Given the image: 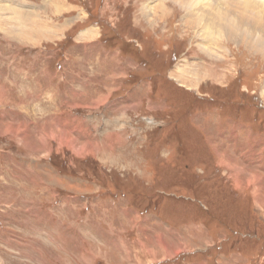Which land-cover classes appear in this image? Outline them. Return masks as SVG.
<instances>
[{
  "label": "rangeland",
  "instance_id": "374dc122",
  "mask_svg": "<svg viewBox=\"0 0 264 264\" xmlns=\"http://www.w3.org/2000/svg\"><path fill=\"white\" fill-rule=\"evenodd\" d=\"M228 1L0 0V264H264V49L221 28L264 16Z\"/></svg>",
  "mask_w": 264,
  "mask_h": 264
},
{
  "label": "bare ground",
  "instance_id": "6f19581e",
  "mask_svg": "<svg viewBox=\"0 0 264 264\" xmlns=\"http://www.w3.org/2000/svg\"><path fill=\"white\" fill-rule=\"evenodd\" d=\"M173 1V3H177L179 4L182 8H184L186 10V12L188 13V15L191 17L190 21L187 22L185 20V24H188L189 26H192V25H197V29L201 30V29H204V28H201V26H204V23H203V20L202 18L204 16H197L196 14H198L199 12L197 11L199 8H197V6H201V2H204L205 0H171ZM208 1V0H207ZM234 1V2H233ZM243 1V3H242ZM201 3V4H199ZM229 3V7H233V8H236V7H240L241 8H244V7H241L240 6V3H242L243 5H245V8L246 7H253V8H256L258 9L259 13L264 16V0H230L228 1ZM199 4V5H198ZM257 6V7H256ZM202 7V6H201ZM259 7H263V8H259ZM2 10V7L0 6V11ZM4 10V8H3ZM5 10H10L12 11V13L15 14V16L18 17L17 20V24L19 25H13L14 22H11L10 24H8L7 26L9 27L10 29V32L15 35L16 37L20 38L21 40H39L41 39L42 37L44 38L45 35H51L53 32L55 33V28L54 29H49V28H46V29H39L40 28V25L37 26V30H32V28L34 27V25H32L31 27V30H28V25L31 21H36L34 24H39L41 23L40 21L36 20V15L35 13L28 9L27 7H23V6H17L15 8L13 7H7L5 6ZM146 10V9H145ZM153 10L152 8H147L146 12L144 13L145 16L151 20V18H153L152 16L153 15ZM152 15V16H151ZM199 15V14H198ZM202 17V18H201ZM15 20V19H14ZM233 20V19H232ZM9 22L12 21V20H8ZM215 21V20H214ZM234 21V20H233ZM7 22V21H6ZM222 22V21H221ZM221 22H219V25L221 24ZM231 23V22H230ZM201 24V26H200ZM215 24V22H214ZM224 24V23H223ZM233 25L230 26L229 24L226 25L225 27H223L221 25V28H226L228 29L227 32H224L223 34L225 35L224 38H228L230 39V41H233V42H236V43H240V44H243V45H246L247 47H255L257 50H263L264 47L262 46V41L261 40H257L256 37L253 35V34H247L245 33V29H243L242 31H240L241 33H238L237 30H235V28L237 27H242V25L244 24V21H239V23H235L233 22L232 23ZM10 25V26H9ZM27 25V26H26ZM210 25V24H209ZM218 25V24H217ZM218 25V26H219ZM262 24H260V22H257L255 24H253L252 26H247L249 28H253V29H264L263 25L261 26ZM18 26V27H17ZM211 26V25H210ZM236 26V27H235ZM56 30H59V29H56ZM206 31H208V28H205ZM50 32V33H49ZM221 32V31H219ZM212 32H205V35L206 37L209 39L210 42H213V40L216 39V37H214ZM216 33V32H215ZM221 34V33H220ZM49 35V36H50ZM90 35V34H89ZM222 35V34H221ZM53 36V34H52ZM51 36V37H52ZM84 37L88 36V33L87 35L83 34ZM216 36V35H215ZM258 184V183H257Z\"/></svg>",
  "mask_w": 264,
  "mask_h": 264
}]
</instances>
